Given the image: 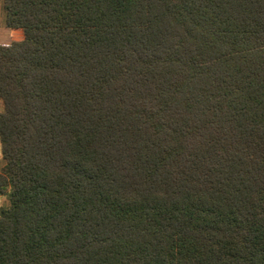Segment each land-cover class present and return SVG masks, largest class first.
<instances>
[{
	"label": "trees",
	"instance_id": "obj_1",
	"mask_svg": "<svg viewBox=\"0 0 264 264\" xmlns=\"http://www.w3.org/2000/svg\"><path fill=\"white\" fill-rule=\"evenodd\" d=\"M0 2V264H264V0Z\"/></svg>",
	"mask_w": 264,
	"mask_h": 264
},
{
	"label": "rangeland",
	"instance_id": "obj_2",
	"mask_svg": "<svg viewBox=\"0 0 264 264\" xmlns=\"http://www.w3.org/2000/svg\"><path fill=\"white\" fill-rule=\"evenodd\" d=\"M0 17L2 18V24L4 25V14H3V11L0 9ZM0 18V19H1ZM17 32H19V34H20V36H19V38L17 39V40H21V38H22V32L20 31V30H16ZM0 34H1V32H0ZM16 40V39H15ZM13 41V40H12ZM11 42V41H10ZM9 42V43H10ZM8 43V44H9ZM0 45H7V44H3V43H1L0 42ZM2 111V103H1V101H0V112ZM3 166H4V161H3V159H2V155H1V149H0V171H1V169L3 168ZM8 191V190H7ZM8 205H9V201H8V196H7V193H5L4 195H0V211L2 210V209H7L8 208ZM165 264H173V263H165Z\"/></svg>",
	"mask_w": 264,
	"mask_h": 264
},
{
	"label": "crops",
	"instance_id": "obj_3",
	"mask_svg": "<svg viewBox=\"0 0 264 264\" xmlns=\"http://www.w3.org/2000/svg\"><path fill=\"white\" fill-rule=\"evenodd\" d=\"M0 9L2 10L1 2ZM1 18V17H0ZM2 18L0 19V42L3 44H8L12 40H17L20 36L19 32L16 30L8 29L2 24Z\"/></svg>",
	"mask_w": 264,
	"mask_h": 264
}]
</instances>
